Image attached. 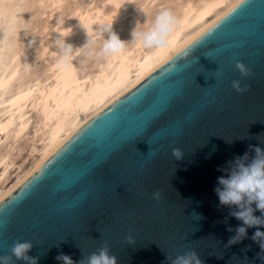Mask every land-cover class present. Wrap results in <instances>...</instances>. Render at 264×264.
Returning a JSON list of instances; mask_svg holds the SVG:
<instances>
[{"label": "water", "instance_id": "water-1", "mask_svg": "<svg viewBox=\"0 0 264 264\" xmlns=\"http://www.w3.org/2000/svg\"><path fill=\"white\" fill-rule=\"evenodd\" d=\"M237 79L249 90L236 92ZM256 146L264 149V0H240L0 201V255L29 240L38 264H62L61 252L78 262L103 246L117 264H168L189 249L204 264H261L256 227L226 246L242 221L214 190L227 174L217 169L245 152L251 160Z\"/></svg>", "mask_w": 264, "mask_h": 264}, {"label": "bare ground", "instance_id": "bare-ground-1", "mask_svg": "<svg viewBox=\"0 0 264 264\" xmlns=\"http://www.w3.org/2000/svg\"><path fill=\"white\" fill-rule=\"evenodd\" d=\"M154 1L144 0V3H150L151 6ZM239 1L176 0L175 7L168 8L175 17L176 24L168 36L167 47L157 51L128 44L122 52L105 56L98 62L94 71L85 74H79L75 58L71 61L63 60L58 54L49 63L48 69L51 74L45 81L29 82L19 86L7 104H3V100L18 69L15 64L12 66L9 63L4 64L0 72V143L8 137H11L12 142H16L20 136L26 134L31 121L29 113L31 109L38 112L32 135L40 134V143L30 146L31 161L26 166H23L24 162L19 164L11 179L6 177L8 169L13 165V161L9 160V150L0 153V201L15 190L86 121L135 86ZM62 2L63 0H51L57 10L54 27L57 16L60 17L58 8ZM122 4L124 0H100L98 4L90 1L80 5L75 9L74 21L63 25L66 28L71 26L73 29L67 40L74 48L85 44L88 37L80 25V20L94 33L100 26L113 21L112 30L124 41V36L120 33L121 26L117 22L128 13L130 3L121 7ZM144 23L145 29L151 25L150 20H145ZM48 48V45H44L40 53L45 54ZM51 49L56 53L54 48Z\"/></svg>", "mask_w": 264, "mask_h": 264}, {"label": "clouds", "instance_id": "clouds-1", "mask_svg": "<svg viewBox=\"0 0 264 264\" xmlns=\"http://www.w3.org/2000/svg\"><path fill=\"white\" fill-rule=\"evenodd\" d=\"M126 3L133 4L136 9L147 17V9L139 4L137 0H124V4L121 7L126 6ZM71 17L75 16H69L68 18ZM79 22L85 30L88 39L84 45L74 48L73 44L67 40L73 33L72 27H63L65 19H61L58 16L56 18L55 27L49 37V46L54 48L63 60H73L80 54L83 48L94 44L98 38L103 39V44L100 51L95 53V55H114L122 52L128 44H134L147 50L159 51L168 46V36L176 24V19L168 9L162 8L147 29L142 27V23L137 21L130 33L131 39L127 42L121 40L120 36L112 30L111 25L113 21L108 25L100 26L95 33L80 20ZM53 33H58V35L53 36ZM105 33H107V38H105ZM35 43V38L29 41L30 45ZM235 68L240 72L242 77L251 75L252 70L241 61L235 62ZM231 86L238 93H244L250 87L247 84L242 86L239 79L233 80ZM227 142L231 143V141ZM249 147L252 148L253 146ZM254 153L255 155L251 160H249V153L245 152L243 156H237L234 160L228 161L229 167L227 169L218 168V171L223 170L227 174L217 178V187L214 190L219 198V204L221 206H229L230 208L235 206L229 215L242 221V225L235 229L236 235L229 239L226 246L245 238L247 236V228L256 227L252 239L260 243L261 252H264V231H261L260 227H258L264 226V149L256 146L254 147ZM148 154H151V152ZM172 155L175 159L179 160L183 157L184 153L180 148H174ZM153 199L156 201L161 200V191L159 189L153 193ZM256 211H259L261 215H254ZM193 215H195L197 220L203 218L195 212ZM224 222H227V218H225ZM228 230L232 231L231 228ZM127 239L131 242L132 238L127 237ZM33 247V243L29 240L14 242L10 254L0 255V264H16L17 261H22L23 264H38L40 257L29 254ZM260 253H258V257L261 264H264V256H261ZM56 259L62 261V264H117V257L109 254L107 246H103L98 251L83 256L78 262H74L71 256L63 252L57 255ZM166 259L168 264H204L194 249L185 250L174 256L166 255Z\"/></svg>", "mask_w": 264, "mask_h": 264}, {"label": "rangeland", "instance_id": "rangeland-1", "mask_svg": "<svg viewBox=\"0 0 264 264\" xmlns=\"http://www.w3.org/2000/svg\"><path fill=\"white\" fill-rule=\"evenodd\" d=\"M90 1L98 4L100 0H63L61 7L58 8V14L61 19H65V23H72L76 18L75 9ZM137 2L147 9V17L130 3L128 13L117 22L121 26L120 33L126 42L130 41V33L137 21L144 27V21L152 22L162 8L168 9L176 5V0H155L151 6L150 3H144V0H137ZM51 6H53L51 0H0V72L7 63L10 66L17 65L18 69L15 78L7 88L3 104H7L10 96L19 86L29 82L45 81L51 74L48 69L49 63L58 55L57 52L53 53L49 46V37L52 34L55 11H57L55 5ZM70 15L75 17L68 18ZM33 38L36 43L30 45L29 41ZM102 44L103 39L98 38L94 44L83 48L75 57L74 62L79 74L94 71L98 62L105 58L103 55H95L100 51ZM44 45H48L49 48L45 54H41L40 51ZM29 113L31 121L26 134L20 136L16 142H12L11 137H8L0 143V153L9 150V160L13 161L6 175L9 179L14 176L19 164L24 162L23 166H26L31 161L30 146L40 143V134L32 135L38 112L36 109H31Z\"/></svg>", "mask_w": 264, "mask_h": 264}]
</instances>
